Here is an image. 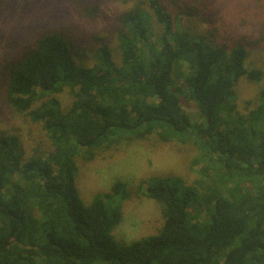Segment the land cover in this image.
<instances>
[{"label": "trees", "instance_id": "trees-1", "mask_svg": "<svg viewBox=\"0 0 264 264\" xmlns=\"http://www.w3.org/2000/svg\"><path fill=\"white\" fill-rule=\"evenodd\" d=\"M68 1L89 19L109 1L128 7L113 26L116 47L101 44L93 62L51 28L2 65L7 104L41 124L52 150L27 157L16 131H0V264H264V82L245 112L238 104L241 80L262 81L263 70L246 66L244 46L228 49L192 25L193 0ZM151 136L195 144L198 178L142 180L137 190L159 204L163 224L120 240L132 191L116 181L86 204L76 159Z\"/></svg>", "mask_w": 264, "mask_h": 264}, {"label": "rangeland", "instance_id": "rangeland-1", "mask_svg": "<svg viewBox=\"0 0 264 264\" xmlns=\"http://www.w3.org/2000/svg\"><path fill=\"white\" fill-rule=\"evenodd\" d=\"M201 12L197 15L199 28L217 44L231 49L242 45L249 53L246 66L263 70V80L243 78L238 88L239 109L253 101L264 82V0H193ZM128 5L109 1L101 7L96 18L84 16L75 3L68 0H0V78L4 61L32 46L39 31L57 29L81 49L73 51L79 61L93 62V52L101 44L116 47L113 26L118 14ZM115 58L118 60L116 52ZM1 84V80H0ZM60 99L64 107L69 103V92ZM196 112L194 108H185ZM0 131H16L23 143L25 155L30 157L38 149L45 156L52 150L41 124L15 112L0 91ZM195 144L162 142L155 136L144 140L124 141L117 149L101 151L92 160L78 157L75 180L81 198L88 204L96 195L110 190L116 181L127 183L132 191L122 207L123 222L115 235L131 241L158 232L163 224L159 204L144 195L137 186L151 176L179 175L188 181L198 178L193 163L197 155ZM193 165V166H192ZM205 167V166H203Z\"/></svg>", "mask_w": 264, "mask_h": 264}]
</instances>
